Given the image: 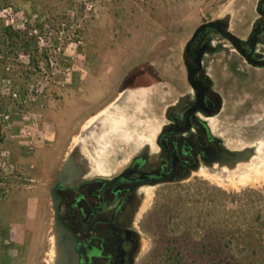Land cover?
<instances>
[{"label":"rangeland","instance_id":"obj_1","mask_svg":"<svg viewBox=\"0 0 264 264\" xmlns=\"http://www.w3.org/2000/svg\"><path fill=\"white\" fill-rule=\"evenodd\" d=\"M256 2L0 0V12L13 8L24 12L30 22L25 31H19L6 27L0 17V28L12 32L6 37L0 31V48L12 47L11 57L0 51V74L5 77L10 66L17 65L20 77L14 82L23 98L39 81L43 88L38 103L16 105L4 97L0 107L13 106L16 132L21 128L33 132L36 122L38 130L46 133L40 147L32 152L29 145L24 149L23 159L11 150L15 171L9 176L0 173V264H45L52 251L49 188L74 148L86 141L83 133L91 119L107 111L115 116L117 129L97 147L103 153L101 160L113 140L126 148L155 138L163 111L155 117L149 114L153 90L144 93L135 102V110L128 113L117 101L125 85L138 74L142 76L135 84L151 85L157 77L180 75L175 69L181 66L184 45L202 22L225 15L242 19ZM34 30L37 35L31 34ZM48 33H52L53 46H62L57 67H51L46 46L38 39L49 37ZM245 98L250 104L239 113L247 115H238L240 120L234 123V147L251 149L253 155L229 172L203 173L156 193L145 215V264H168L170 256L180 257L184 264H211L220 254L228 256L232 264L245 257L264 260V94L254 96L253 90ZM21 107L27 120L19 113ZM246 127L249 131L243 129ZM11 131L5 129L10 138ZM82 154L87 155L86 149L82 148ZM28 210V224L17 226Z\"/></svg>","mask_w":264,"mask_h":264},{"label":"flooded vegetation","instance_id":"obj_2","mask_svg":"<svg viewBox=\"0 0 264 264\" xmlns=\"http://www.w3.org/2000/svg\"><path fill=\"white\" fill-rule=\"evenodd\" d=\"M240 18L202 22L184 45L175 69L180 75L153 77L151 85L135 84L138 74L125 85L117 101L128 113L153 90L149 114L163 111L158 134L126 148L113 140L98 167L83 160L78 173L69 170L54 179L49 188L52 251L45 264H145V215L156 193L203 173L235 168L232 153L243 150L234 147V123L247 115L239 114L250 104L245 97L253 90L254 96L264 94V0L245 13L243 25ZM208 23L216 27L201 29ZM223 31L237 37V46ZM156 93L162 98L157 100ZM114 118L107 111L88 127L99 128L101 135L102 125L109 123L113 132Z\"/></svg>","mask_w":264,"mask_h":264},{"label":"built area","instance_id":"obj_3","mask_svg":"<svg viewBox=\"0 0 264 264\" xmlns=\"http://www.w3.org/2000/svg\"><path fill=\"white\" fill-rule=\"evenodd\" d=\"M0 17H2V20H4L5 26L8 28L18 29L19 31H25L30 24L29 20L24 16V12H17L13 8H7L0 12ZM18 25V28H17ZM21 29V30H20ZM37 30H34L32 35H37ZM49 37L46 36L45 38L39 37L40 45L46 46L48 61L53 66H58V56L61 53L62 46H53L51 44L52 41V33H48ZM47 34V35H48ZM43 40H46V42H43ZM39 69L43 70L42 63H40ZM6 72L10 71V67H6ZM68 71V70H67ZM41 85V82L39 81L36 85H32L29 94L26 98L22 97V94L20 92V89L18 86H16L14 80L11 78H5L2 77L0 74V98L9 97L11 98L16 105H24L26 103H38L40 101L41 97L43 96V88ZM19 113L22 114L24 117V120H27V113L26 110L22 107L19 109ZM14 115V109L12 105H5L0 107V121L2 123V126L4 129L10 130L12 129V135L11 138L13 141L17 140H25L27 141V145H29V150L32 152L34 151V147L37 145V141H43L44 137H46V133L43 131L38 130V125L36 122L32 124L33 132L30 130H27L26 128H21L18 133L13 130L12 126V117ZM22 131V132H21ZM24 131V132H23ZM11 151L9 149H1L0 150V173L3 176H9L12 175L15 171V167L12 164V158H11Z\"/></svg>","mask_w":264,"mask_h":264},{"label":"water","instance_id":"obj_4","mask_svg":"<svg viewBox=\"0 0 264 264\" xmlns=\"http://www.w3.org/2000/svg\"><path fill=\"white\" fill-rule=\"evenodd\" d=\"M204 27H216V23H208L205 26L201 27V29ZM223 35L227 39H229L234 45L237 46V41H238L237 37H235L234 35H232L231 33L227 32V31H223ZM183 58H185V55L183 56ZM115 122L116 121H114V123ZM102 126L104 129L103 134H101L102 137H98L96 134V131H98L99 128L98 129H95V128L90 129L88 127L85 130L83 135H84V138L86 139V141L84 140V141L80 142L74 148V150L72 151V153L70 154L68 159L65 161V163L61 167V171H59L55 175V179H62V177L66 173H68L69 170H72L73 172L75 171V173H76L77 169H75V168H77V166H79L80 170L84 169V167H81V163L83 162V160L84 161L87 160L90 163V166L92 164L97 166V167L99 166V164H100V156L99 155H103V153L101 151H98L97 147L100 146L101 141L104 140L105 137L109 136L111 133L114 132L115 129H117L116 123L113 124V127L111 128L113 132H110L111 124L108 123V124H104ZM97 137H98V139H97ZM82 148L86 149L87 155L82 154ZM232 155H235L236 165H237V164L249 159L253 155V151L251 149H246L243 151L232 153ZM50 195H51V197H53V200H54L53 189L50 191Z\"/></svg>","mask_w":264,"mask_h":264},{"label":"crops","instance_id":"obj_5","mask_svg":"<svg viewBox=\"0 0 264 264\" xmlns=\"http://www.w3.org/2000/svg\"><path fill=\"white\" fill-rule=\"evenodd\" d=\"M9 51H12V49L8 48V49H3L2 50V55L4 54V56H7V57H11V53ZM6 52H9V53H6ZM15 57V55H13ZM10 66V65H9ZM17 65L13 64L11 65L10 67L12 68L11 72L10 73H7L5 75V77L7 78H12L14 81H18L20 77L19 76V73L16 72V67ZM18 74V75H17ZM4 132H5V129H3ZM22 132V131H21ZM24 132V131H23ZM18 133V132H17ZM6 134V138H5V142H4V149H9L10 151L12 150V152H14L16 155H19L21 159L25 158L24 156V149L27 148V141L25 140H17V141H13L10 139L9 135H7V133L5 132ZM37 145L36 146H39L38 144H43V141H37L36 143ZM8 145V146H7ZM40 147V146H39ZM2 148V149H3ZM1 150V148H0ZM30 221V212L29 210L27 211V214L25 216V220L23 221H19L18 223H16L17 226H26L28 224V222Z\"/></svg>","mask_w":264,"mask_h":264},{"label":"trees","instance_id":"obj_6","mask_svg":"<svg viewBox=\"0 0 264 264\" xmlns=\"http://www.w3.org/2000/svg\"><path fill=\"white\" fill-rule=\"evenodd\" d=\"M0 31H4L3 34H5V36L7 37H11L12 32L10 29H6L4 27L0 28ZM6 44V42L3 41V46ZM7 48H12L11 46H9L8 44L5 45L3 48H0V51L2 52L3 49H7ZM10 52V51H9ZM5 138H6V134L3 130L2 125H0V148L4 147V142H5ZM3 191L1 186H0V192ZM237 259V258H235ZM264 260H258V258H251V257H245L242 260L241 259H237L235 264H264L263 262ZM168 264H184L183 261L180 259V257H169L168 260ZM211 264H232V261L230 260V258L227 256H225L224 254H220V255H216L213 257L212 259V263Z\"/></svg>","mask_w":264,"mask_h":264}]
</instances>
